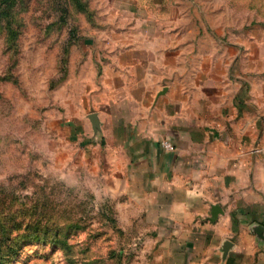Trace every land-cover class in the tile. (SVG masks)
<instances>
[{"label":"rangeland","instance_id":"1","mask_svg":"<svg viewBox=\"0 0 264 264\" xmlns=\"http://www.w3.org/2000/svg\"><path fill=\"white\" fill-rule=\"evenodd\" d=\"M255 38L264 39V0H15L4 6L0 264H161L135 211L97 186V168L79 167L84 119L111 81L121 82L111 78L112 58L121 64L117 58L130 45L144 51L147 40H162L154 50L168 43L179 66L205 55H220L215 61L221 62V55L240 54V69L249 70L250 51L263 50L250 47ZM230 69H239V61ZM214 83L221 93V76L210 80L211 99Z\"/></svg>","mask_w":264,"mask_h":264},{"label":"crops","instance_id":"2","mask_svg":"<svg viewBox=\"0 0 264 264\" xmlns=\"http://www.w3.org/2000/svg\"><path fill=\"white\" fill-rule=\"evenodd\" d=\"M156 43L130 45L121 64L113 55L121 82L84 119L79 167L97 168V186L135 211L161 264H264V39L250 42L263 50L250 51L249 70L240 54L179 66Z\"/></svg>","mask_w":264,"mask_h":264},{"label":"water","instance_id":"3","mask_svg":"<svg viewBox=\"0 0 264 264\" xmlns=\"http://www.w3.org/2000/svg\"><path fill=\"white\" fill-rule=\"evenodd\" d=\"M165 91V90H164ZM92 123H93V126H94V129L95 131L97 132L98 129L100 128V121H99V118H98V114L93 112L89 115ZM220 210V206L219 205H216L213 207V215L217 216L219 214V211Z\"/></svg>","mask_w":264,"mask_h":264},{"label":"trees","instance_id":"4","mask_svg":"<svg viewBox=\"0 0 264 264\" xmlns=\"http://www.w3.org/2000/svg\"><path fill=\"white\" fill-rule=\"evenodd\" d=\"M14 1L15 0H0V13H2V11L4 9V6L6 7V6H9V5H12L14 3Z\"/></svg>","mask_w":264,"mask_h":264},{"label":"built area","instance_id":"5","mask_svg":"<svg viewBox=\"0 0 264 264\" xmlns=\"http://www.w3.org/2000/svg\"><path fill=\"white\" fill-rule=\"evenodd\" d=\"M167 145H169L168 143H166Z\"/></svg>","mask_w":264,"mask_h":264}]
</instances>
